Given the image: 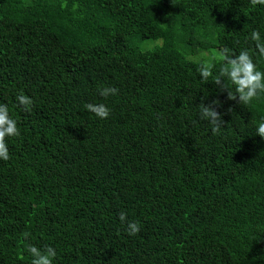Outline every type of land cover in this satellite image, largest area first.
<instances>
[{
    "label": "trees",
    "instance_id": "obj_1",
    "mask_svg": "<svg viewBox=\"0 0 264 264\" xmlns=\"http://www.w3.org/2000/svg\"><path fill=\"white\" fill-rule=\"evenodd\" d=\"M253 30L264 42L251 0H0V103L20 131L0 160V264H31L29 245L53 264H264V93L240 104L198 72L245 49L264 71ZM214 100L216 135L198 115Z\"/></svg>",
    "mask_w": 264,
    "mask_h": 264
},
{
    "label": "clouds",
    "instance_id": "obj_2",
    "mask_svg": "<svg viewBox=\"0 0 264 264\" xmlns=\"http://www.w3.org/2000/svg\"><path fill=\"white\" fill-rule=\"evenodd\" d=\"M253 5L264 6V0H251ZM250 39L255 42L254 54L264 58V42H262L261 33L253 30L250 33ZM224 59L226 66L220 69L218 75H214L213 65H202L199 69L201 82H206L211 78L221 90H227L229 99L238 97L240 104H248L253 98L264 93V71L258 69L257 63L253 60V55L249 50H241L238 54H229L224 50ZM231 85V87L229 86ZM102 97L118 94V89L113 87H102L97 89ZM16 106L23 111H31L32 99L23 92L15 96ZM219 106L218 101H213L210 105L201 104L198 107L199 119L207 121L211 126L213 135L220 132L223 121L221 115L216 111ZM85 109L94 114L97 118L103 120L110 115V109L104 104H85ZM255 134L264 138V120H261L255 127ZM20 135L17 121L9 115V107L6 103H0V160L8 161L10 159L9 147L6 143V137H17ZM119 220L122 225L126 224L125 231L128 235H136L140 231L138 222L127 220L125 212L119 213ZM28 234L25 233V236ZM27 251L31 254V264H53L57 255L55 248L47 246L41 250L35 245H29Z\"/></svg>",
    "mask_w": 264,
    "mask_h": 264
},
{
    "label": "rangeland",
    "instance_id": "obj_3",
    "mask_svg": "<svg viewBox=\"0 0 264 264\" xmlns=\"http://www.w3.org/2000/svg\"><path fill=\"white\" fill-rule=\"evenodd\" d=\"M155 43H158V44H160V42H158V41H157V42H155ZM158 44H157V45H158ZM149 49H150V48H149Z\"/></svg>",
    "mask_w": 264,
    "mask_h": 264
}]
</instances>
